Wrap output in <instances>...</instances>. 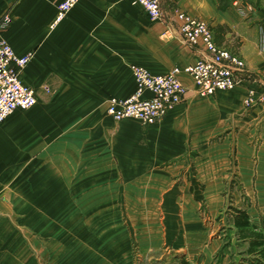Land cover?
<instances>
[{
  "label": "crops",
  "instance_id": "1",
  "mask_svg": "<svg viewBox=\"0 0 264 264\" xmlns=\"http://www.w3.org/2000/svg\"><path fill=\"white\" fill-rule=\"evenodd\" d=\"M61 1L0 0V20L10 19L3 38L18 56L31 54L20 79L35 89L37 101L0 123V245L35 242L38 208H57L58 218L43 227L58 224L61 233L66 173L74 192L104 190L91 206L105 205L107 214L98 216L96 209L97 217L117 221L94 251L101 254L99 263L133 264L132 245L117 241V235L126 237L133 229L151 237L140 241V253L157 252L166 233L161 222L170 216L174 248L185 255L181 262H191L187 256L199 249L210 248L212 258L220 239L216 222L225 224L221 215L229 200L260 226L264 102L246 106L244 98L250 88L257 96L263 92L264 0H160V22L131 0H80L53 23ZM178 11L208 23L215 44L244 60L239 84L200 97L181 73L187 91L163 118L151 125L114 120L105 113L106 104L135 91L131 65L163 74L203 57L200 47L181 38ZM24 193L33 199L11 201ZM17 210L31 212L25 214V231L13 223ZM233 217L230 212L234 232ZM132 218L139 219L133 227ZM19 249L0 250V264H48L40 257L69 263L62 247Z\"/></svg>",
  "mask_w": 264,
  "mask_h": 264
},
{
  "label": "built area",
  "instance_id": "2",
  "mask_svg": "<svg viewBox=\"0 0 264 264\" xmlns=\"http://www.w3.org/2000/svg\"><path fill=\"white\" fill-rule=\"evenodd\" d=\"M80 0H62L57 7L53 23H58ZM139 4L152 21L160 22L163 10L160 0H131ZM178 30L183 41L189 46H198L204 52L203 57L185 66L174 67L163 74H154L143 66H130L135 91L127 98L108 99L105 113L116 121L124 118L137 120L151 125L179 104L184 98L187 87L179 75L185 73L193 81V91L200 97H207L221 90L235 88L246 70L244 60L224 47H218L212 37L208 23L178 11ZM10 19L7 15L0 20V123L17 109H29L35 105V89L22 83L20 71L31 60V54L17 55L11 44L3 38ZM263 92L257 96L255 90H247L244 104L250 106L257 101L264 102V65L261 73ZM145 93L149 96L145 97Z\"/></svg>",
  "mask_w": 264,
  "mask_h": 264
},
{
  "label": "rangeland",
  "instance_id": "3",
  "mask_svg": "<svg viewBox=\"0 0 264 264\" xmlns=\"http://www.w3.org/2000/svg\"><path fill=\"white\" fill-rule=\"evenodd\" d=\"M65 175V217L63 218L64 224L61 221V233H59L58 224L56 227H54V224L51 225L50 229H47L48 226L43 227V223H48V220L53 219L55 216L58 218L57 208H38V210H34L36 215V241L19 244L11 243V245L3 244L0 245L1 251L19 249L18 247H20L21 250L36 249L37 251H44L45 249L55 250L62 247L63 250L66 249L63 252V258L68 259V264H108L104 262L99 263L96 258L101 254L98 252L97 255L94 253V251H98V246L100 245L99 241L102 240L103 242V239L106 241L109 226L113 224L114 226L112 225V227H115L117 221L111 220V222H108L102 220L101 217H97L96 209H98V216H105L107 214L105 205L91 206V201H93L92 203L95 204L96 201L99 200V197L104 196V190L95 189L94 191H89L86 189L81 190V192H74L72 189L73 185L71 184V176L67 173ZM33 197L31 198L30 195L25 193L23 195L18 194L15 196V199L12 198L11 201L25 202L26 200H32ZM54 198L56 199V196ZM229 198L232 199V197ZM228 203L230 206H227L223 212V215H221L226 219V221L223 222L225 224L222 225L216 222L217 225L215 227V236H219L220 242L219 240L216 241L217 244L215 246L218 247L214 252H212V258L209 257L211 255L210 248L206 250L199 249L196 255L194 254L193 256H187V258L189 257L191 260V262L188 264H248V261L253 258V256L248 255L245 252L248 243L245 241L239 243L237 237L234 235V232L231 230L232 228L229 226L230 212H235V208L232 200H229ZM91 211H93V213ZM29 213L31 212L26 210L13 211V214L17 216V222H13L14 225L18 223V228L25 231L27 226V217L25 214ZM225 213H227L226 216ZM39 214L43 216L41 221L37 219ZM135 220L139 221V219L133 218L130 220L132 227ZM156 220L159 222L162 221L161 218H156ZM143 222L149 225L151 222H154V219H143ZM122 223L123 221L121 224ZM161 223L162 225H160V228H164L166 233H164V239L161 236L163 246L157 252L149 251L146 253H140L138 249L140 241L151 240V237L149 238L147 233L139 236L135 229H133L132 234L127 235L126 237H119L117 235L118 242L123 244L127 242L128 244L132 245L131 250L134 258L133 264H181L180 259L184 258L185 255L180 256V252H176V248H174L173 241L171 240L173 237V232L170 230L175 228L174 217L170 216L165 218ZM55 231L58 232L55 233ZM153 237L154 236H152V238ZM207 255L210 260L205 261L207 260ZM40 259L44 262H48V264H51V261L53 260V258L51 259L45 257H40Z\"/></svg>",
  "mask_w": 264,
  "mask_h": 264
},
{
  "label": "trees",
  "instance_id": "4",
  "mask_svg": "<svg viewBox=\"0 0 264 264\" xmlns=\"http://www.w3.org/2000/svg\"><path fill=\"white\" fill-rule=\"evenodd\" d=\"M260 222V226L251 223L249 216L243 210H235L234 212V235L239 243L242 241L248 243L245 252L253 256L248 264H264V214L260 218ZM181 264H188V262L183 261Z\"/></svg>",
  "mask_w": 264,
  "mask_h": 264
}]
</instances>
